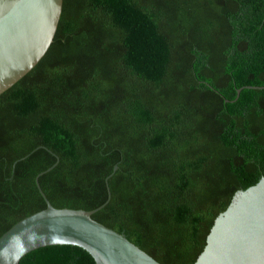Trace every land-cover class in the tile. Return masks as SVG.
I'll return each instance as SVG.
<instances>
[{
	"label": "trees",
	"instance_id": "obj_1",
	"mask_svg": "<svg viewBox=\"0 0 264 264\" xmlns=\"http://www.w3.org/2000/svg\"><path fill=\"white\" fill-rule=\"evenodd\" d=\"M264 0H64L39 63L0 94V237L47 206L193 264L264 176ZM118 165L116 171L114 166ZM20 264H96L55 244Z\"/></svg>",
	"mask_w": 264,
	"mask_h": 264
},
{
	"label": "water",
	"instance_id": "obj_2",
	"mask_svg": "<svg viewBox=\"0 0 264 264\" xmlns=\"http://www.w3.org/2000/svg\"><path fill=\"white\" fill-rule=\"evenodd\" d=\"M64 0H0V94L28 74L43 58L56 36ZM244 88L264 89L245 85ZM55 166V165H54ZM36 183L47 206L16 222L0 237V264H20L32 250L72 244L87 250L96 264H162L123 232L93 218L101 206L55 207ZM118 165L114 166L116 171ZM193 264H264V176L239 189L215 219L206 245Z\"/></svg>",
	"mask_w": 264,
	"mask_h": 264
}]
</instances>
